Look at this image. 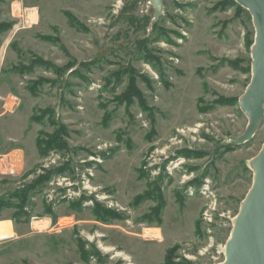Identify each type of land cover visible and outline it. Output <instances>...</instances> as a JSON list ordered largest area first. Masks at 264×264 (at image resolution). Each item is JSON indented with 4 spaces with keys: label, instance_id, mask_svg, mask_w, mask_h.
<instances>
[{
    "label": "rangeland",
    "instance_id": "374dc122",
    "mask_svg": "<svg viewBox=\"0 0 264 264\" xmlns=\"http://www.w3.org/2000/svg\"><path fill=\"white\" fill-rule=\"evenodd\" d=\"M254 43L235 0H0V264H221Z\"/></svg>",
    "mask_w": 264,
    "mask_h": 264
},
{
    "label": "water",
    "instance_id": "95a60500",
    "mask_svg": "<svg viewBox=\"0 0 264 264\" xmlns=\"http://www.w3.org/2000/svg\"><path fill=\"white\" fill-rule=\"evenodd\" d=\"M249 10L255 25L252 49V80L239 101L248 117L245 132L237 142L249 141L264 118V0H235ZM156 11L161 0H151ZM252 187L235 220L221 264H264V144L253 160Z\"/></svg>",
    "mask_w": 264,
    "mask_h": 264
},
{
    "label": "built area",
    "instance_id": "2783aa9c",
    "mask_svg": "<svg viewBox=\"0 0 264 264\" xmlns=\"http://www.w3.org/2000/svg\"><path fill=\"white\" fill-rule=\"evenodd\" d=\"M31 220H32V222L30 223V225H31V227H35L36 230H40L42 228L43 229L52 228L54 226L51 217L45 218V217L33 216V217H31ZM34 221H36V223ZM36 224L39 227H36ZM40 227H42V228H40Z\"/></svg>",
    "mask_w": 264,
    "mask_h": 264
},
{
    "label": "trees",
    "instance_id": "16d2710c",
    "mask_svg": "<svg viewBox=\"0 0 264 264\" xmlns=\"http://www.w3.org/2000/svg\"><path fill=\"white\" fill-rule=\"evenodd\" d=\"M56 137V136H55ZM56 139V138H55ZM41 145H43V146H45V147H47V148H49V147H51V146H53V144L52 143H46V144H42L41 142H38V143H36V148H37V150L38 151H41L40 150V146ZM56 146V145H55ZM28 190L29 189H25L24 191H23V193H21V194H19V196H18V200L22 203V202H24L26 199H27V192H28ZM7 207V205H5L4 203H2V201L0 200V211L3 209V208H6ZM21 210V209H20ZM46 214H49L48 212L46 213ZM20 215H25V214H20ZM26 217H27V215H25Z\"/></svg>",
    "mask_w": 264,
    "mask_h": 264
},
{
    "label": "bare ground",
    "instance_id": "6f19581e",
    "mask_svg": "<svg viewBox=\"0 0 264 264\" xmlns=\"http://www.w3.org/2000/svg\"><path fill=\"white\" fill-rule=\"evenodd\" d=\"M34 20V19H33ZM252 163H253V161H251V163H250V165L252 166ZM253 170H254V168H253ZM255 171V170H254ZM35 223H36V221H34ZM37 225V224H36ZM154 234H155V232H154ZM153 234V235H154Z\"/></svg>",
    "mask_w": 264,
    "mask_h": 264
}]
</instances>
